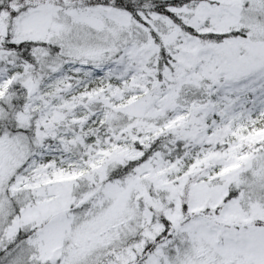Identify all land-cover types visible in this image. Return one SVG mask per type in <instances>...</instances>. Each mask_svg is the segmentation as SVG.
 <instances>
[{
    "label": "snow or ice",
    "instance_id": "obj_1",
    "mask_svg": "<svg viewBox=\"0 0 264 264\" xmlns=\"http://www.w3.org/2000/svg\"><path fill=\"white\" fill-rule=\"evenodd\" d=\"M0 264H264V0H0Z\"/></svg>",
    "mask_w": 264,
    "mask_h": 264
}]
</instances>
